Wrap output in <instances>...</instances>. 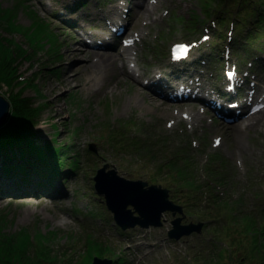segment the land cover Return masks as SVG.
Returning a JSON list of instances; mask_svg holds the SVG:
<instances>
[{
  "label": "rangeland",
  "instance_id": "rangeland-1",
  "mask_svg": "<svg viewBox=\"0 0 264 264\" xmlns=\"http://www.w3.org/2000/svg\"><path fill=\"white\" fill-rule=\"evenodd\" d=\"M121 1L124 2L74 0L66 7L71 0H0L3 8L14 12V20L21 26L13 25V14L0 7V13L11 17V20L1 18L2 31L6 33L4 35L8 42L18 48L24 60L16 72L25 81L15 85L16 81L15 84H9V87L6 84L0 86V96L11 104L8 120L12 118L14 105L18 104L15 95L23 89L21 97L29 99V106L33 110L31 124L36 135L42 142L53 144L60 163L72 171L64 175L57 188L38 186L35 181V185L30 184L47 189L40 192L45 196L41 203L39 197L22 198L21 195L12 197L0 194V220L5 218L7 232L25 229L33 238L39 235L50 236L52 232L58 236L54 245L65 246L74 238L78 252L83 249L84 255L92 252L91 239L85 240L83 244L84 236L91 234L96 240L115 245L118 256L125 258L127 264H212L193 259L195 254L206 249L227 259L221 260V263L239 262L244 257L245 247L239 250L240 244L230 245L229 242L232 238L241 243L243 234L240 231L229 232L231 221L236 211L254 217L257 221L264 218V165L258 166L256 160L250 159L248 154L243 155V165L240 155L232 154L237 148L232 126H222V122L215 120L211 113L202 114V106L196 101L191 99L189 102L172 104L169 113L176 115L178 111L194 107L203 118L191 124L179 117L172 125L175 115H167L162 111V108L168 106L167 102L155 110L150 106L161 104V100L152 102L151 98L145 96V103L136 104L132 99L139 90L142 96L149 93V89L143 85L149 81L148 77L153 80L155 76L164 79L171 78L174 72L181 73L182 70H178L170 61L168 53L171 45L188 41L197 42L201 46L200 37L203 34L211 37L201 48L206 60L212 58L208 52H214L215 56L220 55L219 61L223 55L227 61L225 52L221 51L227 49V58H232V63L236 65L232 71L238 72V78L240 73L242 77H252L242 97L246 99L250 86L254 84L251 80L258 81L261 78L260 82L264 84V38L249 44L247 40L250 34L258 32L256 25L249 22L250 25L239 37L237 27L234 26L239 25L238 19L248 9L253 10L256 3L252 2L254 0H217L212 2V11L206 15L203 12L206 0H165L153 16L155 20L163 15V19L146 31L144 43H138L140 64L146 72L142 82L137 83L129 76H123V63L117 61L118 70H110V74L100 82L106 84L105 87L100 88V85L90 91L86 84L88 71L83 68L77 71L72 69L70 72L72 65H69V54L79 44V35L93 43L102 41L103 33L114 34V22L102 18V14L106 17L107 11ZM250 4L252 6L248 8ZM256 8H259V3ZM61 10L66 15L74 14L76 10L88 13L89 16L94 12L98 14L94 19L83 21L82 25H73L68 17L60 16L63 13ZM123 12L132 25L136 16L134 9L130 6ZM260 14H264V9L260 10ZM221 24L226 28L221 29ZM82 26H85L86 34L79 29ZM193 30L196 32L193 33ZM221 32L223 37L218 41L216 35ZM112 41L116 47L114 51L118 53L122 42L117 38ZM216 43L219 44L213 50L212 46ZM199 50L195 52L196 55L201 53ZM218 62L208 66L197 64L200 68L197 73L200 70L203 72L204 82H196L214 89L213 84H217L219 79L224 80V61L220 62V66ZM194 64L195 60L186 68V72L196 70ZM117 78L121 79L119 83L116 82ZM184 80L190 82L188 76L182 73L177 81H170L176 84ZM175 91L171 90V93ZM168 95L165 94L166 97ZM217 98L220 102V98ZM221 102L228 104L230 101ZM215 128L219 129L218 133ZM217 136L223 138V144L219 147L214 144L215 138H219ZM92 144L95 145V152L89 150ZM261 145H264V130L250 131L242 143L244 151ZM176 158L179 171L184 169L192 173L190 184L178 176L174 177L176 172H173V167L169 170L168 162H175ZM104 166L108 167L107 171L115 170L126 179L142 180L149 185H160L167 189L170 200L183 207L182 223H202L201 233L184 237L180 241L171 240L168 233L175 219L171 213L165 214L161 228L120 230L107 210L104 198L98 196L94 189L96 172ZM210 171L219 172L216 173L218 179H209ZM212 180L216 182L213 186L214 194L210 196L208 193L211 189H206V183ZM194 184L205 189L196 194L192 188ZM215 195L217 203L212 202ZM203 253L206 256V251ZM246 263L253 264L251 261Z\"/></svg>",
  "mask_w": 264,
  "mask_h": 264
},
{
  "label": "trees",
  "instance_id": "trees-1",
  "mask_svg": "<svg viewBox=\"0 0 264 264\" xmlns=\"http://www.w3.org/2000/svg\"><path fill=\"white\" fill-rule=\"evenodd\" d=\"M0 7L5 12L13 14V25L21 27L16 24L12 10H7L1 5ZM251 15L256 17L255 11ZM2 17L11 20L10 16L3 15L1 12L0 21ZM4 34L6 33L2 31L0 24V86L6 84L9 87V84H15L21 77V74L17 75L16 70L24 60L22 61L18 48L13 47ZM21 83L23 81L15 85ZM22 90L15 95L18 104H13L12 118L0 130V175L16 185H27L35 181L41 186H56L62 181L64 174L70 172V169L63 167L60 163L54 149L55 146L42 142L36 135L31 124L33 110L29 106V99L21 97ZM174 169L181 180L190 184L191 172H185L184 169L179 171L177 163L174 164ZM192 186L196 189L202 187L197 184ZM5 226L6 221L3 217L0 220V264H90L94 256L112 257L116 255L114 249L106 241L86 238V240L91 239L90 248L93 253L84 255V251L82 254L78 252L75 239H71L65 246H56L52 244L54 241L52 238L55 236L52 232L50 236L39 235L33 238L25 229L19 232H7ZM237 231L243 234L242 244L231 239V245L240 244L239 250L245 247L243 255L246 260L264 264V224H259L252 217L236 214L229 232ZM205 251L206 256L203 253ZM205 251L195 254L194 260L215 264H222L220 261L226 260L221 258L219 253L215 255V251L211 252L209 249ZM116 264H126V261L119 258Z\"/></svg>",
  "mask_w": 264,
  "mask_h": 264
},
{
  "label": "bare ground",
  "instance_id": "bare-ground-1",
  "mask_svg": "<svg viewBox=\"0 0 264 264\" xmlns=\"http://www.w3.org/2000/svg\"><path fill=\"white\" fill-rule=\"evenodd\" d=\"M73 1L74 0H71V2L66 5V7H68ZM164 1L165 0H124V2H126L127 4L121 1L119 2L118 6L116 5L114 8L107 11L106 17L104 16V14H102V18L111 19L114 22L112 23L114 24V27L117 28L115 30H119L123 35L125 33L127 34L124 41L127 42L128 45L126 47L119 48L120 51L118 50V53H115V44L111 42L114 34L109 32L103 33L104 35L101 36L102 41H94L93 43L89 40H84V38L82 39V35H79V44L75 45L69 54V58L71 61L69 62V65H72L70 72L72 71V69L73 71H77L85 68L88 71L86 84L88 85L90 91H94L95 89H97V87H100V85V88L105 87L106 84L100 82H102V80L107 77L108 74H110V70H112L113 72H116L118 70L116 67V62L120 61L123 63V76H129L137 83L142 82L143 77L146 76V72H144V69L140 64L138 42H144L146 40V31L149 30L152 25L157 24L161 19H163V15H161L159 18H156L155 20L153 19V16L157 14V12L159 11V7L164 3ZM130 6L134 9V13H136V16L134 17L132 25H130L131 27L127 28L122 17L124 15L120 14V9L130 8ZM61 12H63V10H61ZM97 14L98 12H94L91 16H89L88 13H82L77 10L74 14L72 13V15L68 14V18L65 12L60 14V16L67 18L72 22L73 25H82L83 21L89 18L94 19L97 17ZM82 27L83 28L79 29L83 34H86L85 32L87 30L84 29L85 26ZM263 79L264 77L262 78V81L264 82ZM120 80V78H117L116 82L119 83ZM147 80L149 81H147L143 85L150 87L149 88L145 86L146 89H149V93L142 96L140 93L142 91L139 90L138 94L140 95V97L137 94L138 97H134L132 99V102L136 104H141L142 102L145 103V96L151 98L152 102L159 99L162 101L161 104L156 105L155 107H150L156 110L157 108H162L167 102L168 106L166 108H162V111L167 115H172L169 113L171 112L169 111L170 106L172 104H179L180 101L179 98H176L173 95L170 96V99H167V97L165 96V94L169 93V91H171V89L173 88L170 83V78L166 77L164 79H158L155 76L154 80L150 77H148ZM259 80H261V78ZM156 83L158 84L155 85ZM188 87L190 86H187L186 88ZM180 88L181 85L178 84L177 90L179 92ZM186 88H184L183 93L185 92ZM253 89L255 90V93H250V95L251 97H255V99L253 98L254 106L251 108L250 113L248 114L247 111L245 112L241 110L235 112L234 110L227 119H223L221 125L228 127L232 126L231 128L233 129V140L235 145H237V148L232 151V154L238 153L243 165L245 164L243 155L248 154L250 159L256 160L258 166H260L262 164L264 165V161H262V157L264 155V145H261L258 148H250L248 149V151H244L245 147H242L243 139L250 133V131L255 130L256 132H262L264 130V84L260 82ZM113 91L114 88L111 89V92ZM199 91L208 96L205 99L207 103L216 101L215 94L211 93L208 88L201 87ZM202 111V114H206L207 109L203 107ZM174 115L175 114H173L172 116ZM182 116L186 121H188V123L191 124H193V121H200L203 118L201 116V112H196L194 107L179 111L178 115H175V120L177 118L179 119V117L183 118ZM237 119L240 120L234 123V121ZM215 130L217 133L219 132V129L215 128ZM34 185H29L22 190L6 187L4 190H0V194L3 196L21 195L22 198L39 197V199H41L39 203H41L44 200L43 198H45V196L40 192H45L47 189H41ZM39 194H42V196H40Z\"/></svg>",
  "mask_w": 264,
  "mask_h": 264
},
{
  "label": "water",
  "instance_id": "water-1",
  "mask_svg": "<svg viewBox=\"0 0 264 264\" xmlns=\"http://www.w3.org/2000/svg\"><path fill=\"white\" fill-rule=\"evenodd\" d=\"M11 104L0 96V130L8 122ZM93 146H91L92 148ZM95 150L94 148H92ZM100 169L95 177V189L104 196L108 209L114 214L116 223L125 231L140 226L143 229L161 227L164 213L170 211L176 216L182 208L169 200V192L161 186H150L142 181H130L117 175L116 171ZM133 207L130 209L129 207ZM138 214V216L136 215ZM182 218L172 221L171 239L180 240L194 232L200 233L203 224L182 225ZM94 264H112L109 260L95 259Z\"/></svg>",
  "mask_w": 264,
  "mask_h": 264
},
{
  "label": "snow or ice",
  "instance_id": "snow-or-ice-1",
  "mask_svg": "<svg viewBox=\"0 0 264 264\" xmlns=\"http://www.w3.org/2000/svg\"><path fill=\"white\" fill-rule=\"evenodd\" d=\"M129 43H130V42H129ZM179 50H183V49H182V46H178V48H177L176 50H174V51H179ZM174 58H177V57L174 56ZM231 76H232V74L230 73V74H229V78H231ZM217 144H219V140L217 141Z\"/></svg>",
  "mask_w": 264,
  "mask_h": 264
}]
</instances>
